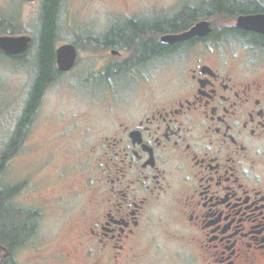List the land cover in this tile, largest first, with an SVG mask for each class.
Returning <instances> with one entry per match:
<instances>
[{
    "label": "flooded vegetation",
    "instance_id": "flooded-vegetation-1",
    "mask_svg": "<svg viewBox=\"0 0 264 264\" xmlns=\"http://www.w3.org/2000/svg\"><path fill=\"white\" fill-rule=\"evenodd\" d=\"M20 3L37 4V32L28 34L27 51L8 57L25 62L34 43L37 62L15 125L21 129L12 148L7 150L14 135L1 152L2 171L27 128L36 126L55 80L76 74L86 87L92 81L100 86L93 107L71 121L85 122L77 127L84 144L73 150L84 177L78 188L63 187L66 163L55 178L43 179L52 159L28 185L24 180L9 187L0 180L4 194L8 191L2 212H15L12 218L0 215V264L7 259L26 264L23 246L30 248L27 264H264V33L237 25L240 16L264 14V3ZM52 5L49 79L30 102L41 73L37 48L44 14ZM5 18L1 26L13 25ZM200 22L207 23L200 30L208 31L167 39ZM64 45L76 52L67 70L57 64V49ZM46 121L54 124L55 118ZM67 130L63 122L54 127L46 142L52 155L70 149L76 134ZM25 191L31 201L15 205L14 198ZM48 207L57 209L62 221L59 237L43 245L38 235ZM11 225L18 234L8 243ZM65 234L72 235L68 244L54 249Z\"/></svg>",
    "mask_w": 264,
    "mask_h": 264
},
{
    "label": "rangeland",
    "instance_id": "rangeland-1",
    "mask_svg": "<svg viewBox=\"0 0 264 264\" xmlns=\"http://www.w3.org/2000/svg\"><path fill=\"white\" fill-rule=\"evenodd\" d=\"M264 3V0H260ZM36 5H22L20 0H0V21L2 17L7 18V22L18 27L19 33L14 34H30L35 36L37 32V23L39 22V15L37 13ZM5 18V19H6ZM2 25V24H0ZM233 50H241L240 46L233 47ZM36 46L31 44V48L27 52L25 62H16L8 56L0 54V154L5 148L6 142L13 135L15 125L19 119L21 108L24 99L30 91L33 74L30 69H34L36 57ZM242 51H240L241 53ZM85 54V53H84ZM72 80V89L69 88L67 82ZM83 79L76 74L63 75L57 79L50 86L46 95L45 101L40 107L38 120L34 127H28L19 148L15 154L8 157V162L1 168L0 180L6 185L14 186L21 181H27L28 185L33 180L37 179L35 173L43 166L47 165L52 159V164L47 168L46 173H40L43 179L55 178V172L62 163L65 166L66 178L63 187L78 188L84 177L79 171L81 157L73 150L79 148L84 144L83 140L79 137L77 127L82 126L85 122L78 123L71 122L81 120L79 115H83L85 110L92 108L91 105L95 100V93L99 90V83L92 81L88 87L83 85ZM86 81V80H85ZM55 118L54 124L47 125L48 117ZM44 120L46 122H44ZM61 122L65 124V128L70 131V134H76L75 140H71V147L66 154H60L59 151H50L51 148L47 146V140L51 138L55 126ZM36 127V129H35ZM75 129V130H74ZM67 130V131H68ZM74 130V131H73ZM81 134V133H80ZM78 136V137H77ZM49 151V152H47ZM38 157V158H37ZM34 158L35 161H34ZM4 164V163H3ZM52 182V181H49ZM57 187L52 186V189ZM72 189V188H71ZM28 192H24L20 197L14 198V204L18 205L23 202L29 203L31 201ZM76 197V196H73ZM29 201V202H28ZM74 198H69V205H73ZM26 206V204H25ZM57 210V209H55ZM54 208H44L42 211L43 219L40 222V233L38 241L40 243L46 242L47 239L59 237L60 229L58 224L62 221V215L56 214ZM24 211V210H22ZM70 215L74 214L73 208L70 207ZM68 213V214H69ZM15 212L6 210V217L12 218ZM65 219V217H64ZM63 219V220H64ZM70 234L63 236V241H55L54 249L61 248L68 244ZM72 236V235H71ZM70 236V237H71ZM67 242V244H66ZM27 247V246H26ZM22 247L21 258L22 263L31 259L30 248ZM25 264V263H23Z\"/></svg>",
    "mask_w": 264,
    "mask_h": 264
},
{
    "label": "trees",
    "instance_id": "trees-1",
    "mask_svg": "<svg viewBox=\"0 0 264 264\" xmlns=\"http://www.w3.org/2000/svg\"><path fill=\"white\" fill-rule=\"evenodd\" d=\"M51 1L54 2L56 0H50V2ZM48 5H49V1H48ZM53 18H54V5H52V7L50 6V8L48 7L47 10L45 11V14H44V30L42 31V35H41L42 43H41L40 47L37 48L38 49V52H37L38 63H39L40 69H41V73L38 77L37 84L33 90L30 102H33L37 98V96L40 93V90H41L43 83H45L49 79L48 75L50 73L49 71L51 69V60L53 57V47L51 45V38L53 35V28H52ZM17 33H19V31H18V27L16 25L7 24L6 27H3L0 25V35H4V34L14 35ZM0 54H3V53L0 51ZM28 113H29V110H27L26 114H28ZM18 128L19 127H17V129L14 130V133H13L14 136L12 137V139L9 142V145L7 147L8 151L15 144V140L17 138L16 135L19 133L21 126H20L19 130H18ZM1 164H2V156L0 154V169H1ZM7 197H8V191L6 194H4V192L2 191L1 186H0V215L2 213H6V212H2L3 206H2L1 202H2V199L7 198ZM6 209L12 210L10 208H6ZM22 212H23V214H26V213H24V211H22ZM25 224L26 223L23 221V225H25ZM7 230L8 231L5 232L6 237H7L6 241L8 243H10L9 241L12 240L11 242H13V239L16 238L18 233H17L16 229L13 228L12 225L9 226V228ZM2 235H3V232H1V229H0V243H3ZM22 235H23V233H22ZM5 264H10L8 259L5 261Z\"/></svg>",
    "mask_w": 264,
    "mask_h": 264
},
{
    "label": "water",
    "instance_id": "water-1",
    "mask_svg": "<svg viewBox=\"0 0 264 264\" xmlns=\"http://www.w3.org/2000/svg\"><path fill=\"white\" fill-rule=\"evenodd\" d=\"M206 22H200L190 31L177 36L167 37V39H183L191 35L199 34L202 26ZM237 25L241 28L258 31L264 33V14L240 16L237 20ZM31 41V36L28 34L18 35H0V50L6 56H15L27 51ZM76 52L75 48L69 45L61 46L57 49V64L61 70L69 69L74 61Z\"/></svg>",
    "mask_w": 264,
    "mask_h": 264
}]
</instances>
